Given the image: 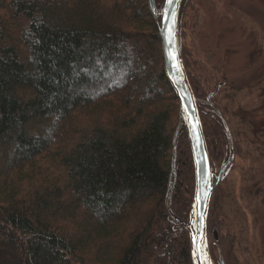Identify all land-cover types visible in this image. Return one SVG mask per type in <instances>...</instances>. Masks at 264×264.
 I'll return each instance as SVG.
<instances>
[{
  "label": "trees",
  "instance_id": "obj_1",
  "mask_svg": "<svg viewBox=\"0 0 264 264\" xmlns=\"http://www.w3.org/2000/svg\"><path fill=\"white\" fill-rule=\"evenodd\" d=\"M163 1L154 15L148 0H0V264H193L195 168L164 71ZM192 8L181 0L179 54L214 173L231 162L210 197L209 255L245 264L264 202L245 176L262 172L255 155L240 171L248 131L191 54ZM251 88L264 97V78Z\"/></svg>",
  "mask_w": 264,
  "mask_h": 264
},
{
  "label": "rangeland",
  "instance_id": "obj_2",
  "mask_svg": "<svg viewBox=\"0 0 264 264\" xmlns=\"http://www.w3.org/2000/svg\"><path fill=\"white\" fill-rule=\"evenodd\" d=\"M185 29L191 54L210 90L216 91L220 83L218 95L230 105L229 116L248 131L244 160L237 163L245 172L254 169L252 156L257 158L254 166L262 172L261 179L255 171L245 176L253 195L257 185L264 189V97L251 91L254 82L264 78V0H193ZM224 166L217 173L212 169L214 179ZM258 204L257 224L249 235L250 253L238 254L245 264H264V202L257 200Z\"/></svg>",
  "mask_w": 264,
  "mask_h": 264
},
{
  "label": "water",
  "instance_id": "obj_3",
  "mask_svg": "<svg viewBox=\"0 0 264 264\" xmlns=\"http://www.w3.org/2000/svg\"><path fill=\"white\" fill-rule=\"evenodd\" d=\"M156 14L154 0H148ZM181 0L168 5L163 1L158 32L161 40L165 75L175 92L191 145L195 168V191L187 224L191 240L193 264H212L207 242V216L210 197L229 164L225 165L214 179L211 162L205 143L200 117L191 86L186 77L179 54L177 37V15ZM167 10L169 19L163 13ZM171 30V34L170 31ZM171 41V43L169 42ZM215 180V182H214Z\"/></svg>",
  "mask_w": 264,
  "mask_h": 264
},
{
  "label": "snow or ice",
  "instance_id": "obj_4",
  "mask_svg": "<svg viewBox=\"0 0 264 264\" xmlns=\"http://www.w3.org/2000/svg\"><path fill=\"white\" fill-rule=\"evenodd\" d=\"M175 2H177V0H167V3H168L169 6H171ZM163 15H164L165 20L169 19V14H168L167 10H165ZM169 31H170V34H171V30H169ZM169 42L171 43V41H169Z\"/></svg>",
  "mask_w": 264,
  "mask_h": 264
}]
</instances>
